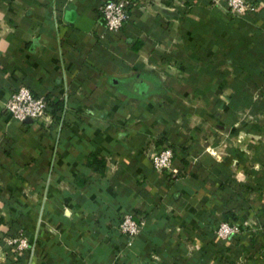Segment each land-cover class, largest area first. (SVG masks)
<instances>
[{
	"label": "crops",
	"instance_id": "0c3cea01",
	"mask_svg": "<svg viewBox=\"0 0 264 264\" xmlns=\"http://www.w3.org/2000/svg\"><path fill=\"white\" fill-rule=\"evenodd\" d=\"M100 1L0 0V264H264V0H139L113 33ZM19 84L59 116L12 117Z\"/></svg>",
	"mask_w": 264,
	"mask_h": 264
},
{
	"label": "built area",
	"instance_id": "2783aa9c",
	"mask_svg": "<svg viewBox=\"0 0 264 264\" xmlns=\"http://www.w3.org/2000/svg\"><path fill=\"white\" fill-rule=\"evenodd\" d=\"M223 1L227 7L236 14L253 8L248 0H213ZM142 5L139 0H101L98 4L102 25L106 32H116L130 16V9ZM4 108L16 119H36L42 117L46 122L51 121V116L46 112V99L43 95H34L30 89L19 84L9 94L4 103ZM173 150L169 145L159 148L151 157V165L155 169H168L170 172H177L172 165ZM144 221L142 218H135L130 213H124L115 224L117 230L125 235V245L130 246L140 231ZM242 225L247 224L244 220ZM240 224L220 219L214 229L215 234L221 239H227L236 234ZM5 243L14 251L23 252L28 258L33 254V245L21 233L13 234L5 238ZM153 258L159 259L156 255ZM159 264H175L171 260H162Z\"/></svg>",
	"mask_w": 264,
	"mask_h": 264
},
{
	"label": "trees",
	"instance_id": "16d2710c",
	"mask_svg": "<svg viewBox=\"0 0 264 264\" xmlns=\"http://www.w3.org/2000/svg\"><path fill=\"white\" fill-rule=\"evenodd\" d=\"M45 99H46V112L49 113V115L51 116V118L54 117L56 119L59 116V113L63 109V102H62V100H60V99L49 100V98L46 97V96H45ZM86 164L87 165H90V166H93V167L98 168L99 170H101V168L103 167V164H104V160L101 157L97 156L95 153H88V155L86 157ZM230 214H232V213L230 212ZM228 239L230 241H232V242L234 241V240H232L233 237H229Z\"/></svg>",
	"mask_w": 264,
	"mask_h": 264
},
{
	"label": "rangeland",
	"instance_id": "374dc122",
	"mask_svg": "<svg viewBox=\"0 0 264 264\" xmlns=\"http://www.w3.org/2000/svg\"><path fill=\"white\" fill-rule=\"evenodd\" d=\"M242 223V222H241ZM240 225H242V224H240ZM13 235V234H12ZM12 235H10V236H12ZM235 235V234H234ZM234 235H232V236H234ZM9 236V235H8ZM232 236H230V237H232ZM29 242V241H28Z\"/></svg>",
	"mask_w": 264,
	"mask_h": 264
},
{
	"label": "water",
	"instance_id": "95a60500",
	"mask_svg": "<svg viewBox=\"0 0 264 264\" xmlns=\"http://www.w3.org/2000/svg\"><path fill=\"white\" fill-rule=\"evenodd\" d=\"M25 120H30V118L29 117H27V118H24Z\"/></svg>",
	"mask_w": 264,
	"mask_h": 264
}]
</instances>
